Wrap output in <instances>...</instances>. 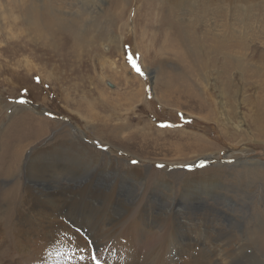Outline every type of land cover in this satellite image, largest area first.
Here are the masks:
<instances>
[{
  "label": "rangeland",
  "instance_id": "374dc122",
  "mask_svg": "<svg viewBox=\"0 0 264 264\" xmlns=\"http://www.w3.org/2000/svg\"><path fill=\"white\" fill-rule=\"evenodd\" d=\"M76 261L264 264V0H0V264Z\"/></svg>",
  "mask_w": 264,
  "mask_h": 264
},
{
  "label": "bare ground",
  "instance_id": "6f19581e",
  "mask_svg": "<svg viewBox=\"0 0 264 264\" xmlns=\"http://www.w3.org/2000/svg\"><path fill=\"white\" fill-rule=\"evenodd\" d=\"M109 86H110V84H109ZM74 139L76 140H79V142H75L72 146H70V148H72L73 150H75V153H79V151H84L87 155L89 154L88 152H90V150L88 149V147L87 146H85L83 143H82V141L80 140V139H78V137H74ZM81 145V146H80ZM38 150V149H37ZM48 149H45V150H43L44 152H46ZM36 152V151H35ZM33 154V153H32ZM82 154H80V155H78V156H81ZM84 156V155H83ZM92 161V160H91ZM22 168V167H21ZM50 174L49 173H47V175L48 176H50V177H55V176H58V170L57 169H51L50 171ZM64 172H66V167H65V171ZM149 172V171H148ZM148 176V175H147ZM146 176V177H147ZM152 176H154V175H150V177L148 176V178H147V183H148V185L147 186H145V188H144V191L142 192V193H145V191H147L148 190V192H150V191H153V190H156L157 189V187H154L155 185H154V182L153 181H155L153 178H152ZM156 177V176H155ZM156 179V178H155ZM65 181V180H64ZM192 181V180H191ZM63 182V180L62 179H60V177L59 178H57V180L56 181H54L53 183H59V184H61ZM42 184H40V186H43V187H45V185L43 184V182H41ZM192 183V182H191ZM39 184H37V183H32V187H36V186H38ZM209 186V185H208ZM134 187V186H133ZM144 187V186H143ZM146 187H147V190H146ZM161 187V186H160ZM45 188H47V187H45ZM133 189V188H132ZM219 191V190H218ZM131 193V192H130ZM112 197V196H111ZM138 197L139 196H134V197H132V198H134L135 200H137L138 199ZM145 199V198H144ZM133 200V199H132ZM141 201V200H140ZM143 201V200H142ZM194 201V200H193ZM137 203V202H136ZM135 203V204H136ZM141 203V202H140ZM139 203V204H140ZM176 203V202H175ZM186 203V202H185ZM177 204V203H176ZM175 205V204H174ZM191 205V204H190ZM134 206V205H133ZM137 206H139L140 207V205H137ZM136 206V207H137ZM206 206V205H205ZM135 208V207H134ZM177 208V207H176ZM235 208V207H234ZM138 209H140V208H138ZM133 210H135V209H133ZM210 210V209H209ZM172 211V210H171ZM171 213V212H170ZM166 216V215H165ZM221 216V215H220ZM170 218V217H169ZM171 219V218H170ZM160 220V219H159ZM168 220V219H167ZM210 221V220H209ZM163 222V221H162ZM179 224V223H178ZM204 224H206V223H204ZM168 225V224H167ZM158 226V225H157ZM208 226V225H207ZM199 227H200V225H199ZM160 228V227H159ZM204 229V228H203ZM208 230V229H207ZM204 231V230H203ZM206 232V231H205ZM209 235V233L208 234H205L203 237L205 238V240H207V239H210V238H208L207 236ZM34 237L37 239V240H39L40 242H43L42 240H41V238H43V235L41 234L40 236H37V235H35L34 234ZM41 237V238H40ZM209 241H211V240H209ZM84 242H87L86 240H84ZM179 244V243H178ZM76 264H83V262H81V261H76L75 262Z\"/></svg>",
  "mask_w": 264,
  "mask_h": 264
},
{
  "label": "snow or ice",
  "instance_id": "6c2138e0",
  "mask_svg": "<svg viewBox=\"0 0 264 264\" xmlns=\"http://www.w3.org/2000/svg\"><path fill=\"white\" fill-rule=\"evenodd\" d=\"M133 68L140 73L141 75H143V72L141 71L140 67L133 61ZM203 166V165H201Z\"/></svg>",
  "mask_w": 264,
  "mask_h": 264
},
{
  "label": "water",
  "instance_id": "95a60500",
  "mask_svg": "<svg viewBox=\"0 0 264 264\" xmlns=\"http://www.w3.org/2000/svg\"><path fill=\"white\" fill-rule=\"evenodd\" d=\"M110 87H112V88H113V85H111V84H110Z\"/></svg>",
  "mask_w": 264,
  "mask_h": 264
}]
</instances>
